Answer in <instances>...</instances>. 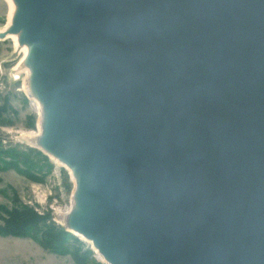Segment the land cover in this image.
I'll return each instance as SVG.
<instances>
[{"label": "water", "instance_id": "1", "mask_svg": "<svg viewBox=\"0 0 264 264\" xmlns=\"http://www.w3.org/2000/svg\"><path fill=\"white\" fill-rule=\"evenodd\" d=\"M13 2L66 230L107 264H264V0Z\"/></svg>", "mask_w": 264, "mask_h": 264}, {"label": "rangeland", "instance_id": "2", "mask_svg": "<svg viewBox=\"0 0 264 264\" xmlns=\"http://www.w3.org/2000/svg\"><path fill=\"white\" fill-rule=\"evenodd\" d=\"M9 11L7 0H0V28L6 25ZM15 50L12 38H0V150L28 153L32 148L44 153L22 135L38 131L40 112L25 87L28 75L19 65L22 55L12 57ZM33 154L34 166L27 175L4 165L1 159L10 161L11 158L0 154V264H78L71 254L53 253L33 238L4 233L10 212L23 207L48 217V223L65 227L60 213L72 207L75 183L71 172L46 153L49 162ZM78 238L82 244L69 243L73 252L86 254L87 264H107L92 243Z\"/></svg>", "mask_w": 264, "mask_h": 264}, {"label": "trees", "instance_id": "3", "mask_svg": "<svg viewBox=\"0 0 264 264\" xmlns=\"http://www.w3.org/2000/svg\"><path fill=\"white\" fill-rule=\"evenodd\" d=\"M29 152L12 150H0V154L4 157L9 156L10 161L1 159V162L7 167L13 168L19 173L27 175L32 166H34V160L31 154L41 156L43 160L49 162V157L37 149L29 148ZM8 154V155H7ZM33 154V155H34ZM1 157V156H0ZM21 165L23 167H21ZM1 166V164H0ZM48 217L38 215L34 210L27 207L20 209H14L10 212V220L7 227H5L4 233L22 235L37 240L44 248L56 254H71L78 264H87L86 254H80L73 252L70 249V242L77 241L83 243L73 233L66 230L65 227H57L54 223H48Z\"/></svg>", "mask_w": 264, "mask_h": 264}, {"label": "bare ground", "instance_id": "4", "mask_svg": "<svg viewBox=\"0 0 264 264\" xmlns=\"http://www.w3.org/2000/svg\"><path fill=\"white\" fill-rule=\"evenodd\" d=\"M7 2L9 3V7H10V11H9V15H8V21L6 23V25L2 28H0V32H5L6 29H8L9 25L11 24V21H12V17H13V13H14V10H15V5H14V2L13 0H7ZM6 38H12L13 41H14V45H15V49L18 51V53H20L22 56H21V59L19 61V65L22 66V69L25 71V73L28 75L29 74V69L28 67L24 64V59H25V56L27 54V51H28V47L27 45L25 44H20L19 41H18V34H7L5 37H3L2 39H6ZM18 65V67H19ZM15 67V66H14ZM18 75V74H17ZM28 80V79H27ZM26 80L25 82V87H26V90L28 91V81ZM35 99V98H34ZM36 103L38 105V108H39V112L41 113V106H40V103L38 100H36ZM37 107V106H36ZM41 119V118H40ZM41 134V123H40V120H39V129L38 131L36 132H23L22 135L25 137V139L27 141H29V143L33 146H38V139H39V136ZM58 163L64 165L66 168H68L70 170V168L62 163L60 160L58 159H55ZM72 208V207H71ZM68 209L66 211H61L60 213V218H61V221L62 223H65L66 221V217H67V214L69 213V211L71 210ZM81 239H84L83 236L80 237ZM88 241V240H87ZM90 242V241H88ZM91 243V242H90Z\"/></svg>", "mask_w": 264, "mask_h": 264}]
</instances>
